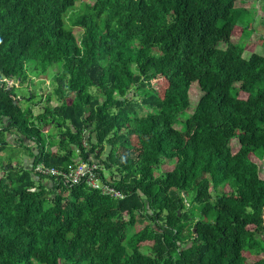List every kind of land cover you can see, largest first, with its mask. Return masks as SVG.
I'll return each mask as SVG.
<instances>
[{
    "label": "trees",
    "instance_id": "obj_1",
    "mask_svg": "<svg viewBox=\"0 0 264 264\" xmlns=\"http://www.w3.org/2000/svg\"><path fill=\"white\" fill-rule=\"evenodd\" d=\"M243 1L0 0V153L31 150L0 154V264H264V55L243 56ZM49 67L35 115L16 83ZM82 161L121 197L36 171Z\"/></svg>",
    "mask_w": 264,
    "mask_h": 264
},
{
    "label": "rangeland",
    "instance_id": "obj_2",
    "mask_svg": "<svg viewBox=\"0 0 264 264\" xmlns=\"http://www.w3.org/2000/svg\"><path fill=\"white\" fill-rule=\"evenodd\" d=\"M88 1L89 0H77L76 9H74V11H78V8H80L83 3ZM240 5L250 11V13L243 11L239 18L240 20L238 22L239 25H243V22H246L244 25L247 26L244 27L241 33V41L239 42L244 47L243 56L248 57L253 52L264 55V1L244 0L243 2L240 3ZM72 9L73 8H70L67 12H70ZM76 14L77 13H75L74 15L76 16ZM250 15H252L253 18ZM65 26L71 27L66 22H65ZM73 32L75 33L76 37H79V33L81 32V30L79 27L76 26L75 28H73ZM236 38H238V36H236L234 39ZM53 75H54L53 69L52 67H49V69L45 74L35 75L34 73H31L25 83L21 85H18V83H16L15 91L17 96L20 97V105L23 108H27V107L31 108L35 115L41 112L42 103H40V101L41 100L44 101V96L46 92H52V88L54 84ZM13 82L16 81L10 80L9 84H12ZM29 93L33 94L32 98H30ZM189 95H190L191 107H193L198 101L201 93L198 89L191 88ZM56 102L57 101L53 96V101L51 104H55ZM190 110L191 109H189V111ZM180 126H181L180 124L176 125V127L178 128ZM44 130H46L47 132L46 131L45 132L47 133V135L50 136L51 134L56 133L55 128H53L52 126H46ZM7 137L8 136L6 134L5 138ZM14 139H15L14 137H8L9 143L0 153L1 157L3 156L4 157L3 159H7V157L13 155L14 156L13 162L19 161L22 162V164L26 165L31 160V158L27 156L29 155L31 150L26 149L24 145L16 144L17 142H14ZM231 142L233 149L236 150L239 147L237 140L233 139ZM52 149H54V147H52ZM251 159L257 163L260 177L264 178V158L259 159L252 156ZM171 168H172V164L170 163H165L162 167L163 170H169ZM105 174L108 175L107 172H105ZM136 228H138V226H136L135 229ZM133 230L134 229H131V231ZM188 245L189 242L184 246H188ZM263 256H264V252L259 254V256L257 257H263ZM252 261L253 259L248 257L246 259L245 264H250Z\"/></svg>",
    "mask_w": 264,
    "mask_h": 264
},
{
    "label": "built area",
    "instance_id": "obj_3",
    "mask_svg": "<svg viewBox=\"0 0 264 264\" xmlns=\"http://www.w3.org/2000/svg\"><path fill=\"white\" fill-rule=\"evenodd\" d=\"M97 164L94 162H78L73 166H70L66 172H61L56 168H48L43 165L36 166V171L44 175L63 176V180L66 183H78L80 181L86 182V184L93 188L98 189L102 193L109 194L114 198L121 197V193L111 186L108 182H104L100 176L95 172Z\"/></svg>",
    "mask_w": 264,
    "mask_h": 264
},
{
    "label": "crops",
    "instance_id": "obj_4",
    "mask_svg": "<svg viewBox=\"0 0 264 264\" xmlns=\"http://www.w3.org/2000/svg\"><path fill=\"white\" fill-rule=\"evenodd\" d=\"M27 156H28V155H27ZM26 158H27V157H26ZM26 158H25V159H26Z\"/></svg>",
    "mask_w": 264,
    "mask_h": 264
},
{
    "label": "water",
    "instance_id": "obj_5",
    "mask_svg": "<svg viewBox=\"0 0 264 264\" xmlns=\"http://www.w3.org/2000/svg\"><path fill=\"white\" fill-rule=\"evenodd\" d=\"M23 163H25V162H23Z\"/></svg>",
    "mask_w": 264,
    "mask_h": 264
}]
</instances>
